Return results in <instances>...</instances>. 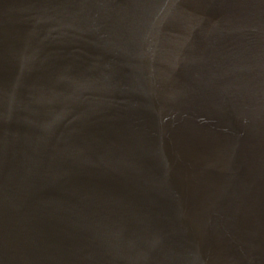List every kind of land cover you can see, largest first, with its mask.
<instances>
[{
    "label": "water",
    "instance_id": "obj_1",
    "mask_svg": "<svg viewBox=\"0 0 264 264\" xmlns=\"http://www.w3.org/2000/svg\"><path fill=\"white\" fill-rule=\"evenodd\" d=\"M0 264H264V0H0Z\"/></svg>",
    "mask_w": 264,
    "mask_h": 264
}]
</instances>
